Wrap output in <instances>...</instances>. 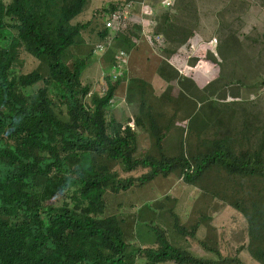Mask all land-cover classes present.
<instances>
[{"label": "trees", "instance_id": "16d2710c", "mask_svg": "<svg viewBox=\"0 0 264 264\" xmlns=\"http://www.w3.org/2000/svg\"><path fill=\"white\" fill-rule=\"evenodd\" d=\"M88 2L0 0V264H124L132 248L125 240L122 222L106 215L107 192L117 195L175 173L182 183L195 185L216 166L227 176L264 180V144L259 141L256 148L234 151L232 138H213L205 153L190 157L162 154L167 131L146 104L145 81L139 80L135 88L141 97L133 126L109 117L108 100L121 82L119 78L127 75L109 82L105 95L90 94L91 85L82 80L87 59L72 66L65 61L69 49L82 40L86 24L72 21ZM145 3L153 5L149 0ZM161 15L155 32L170 19L167 10ZM106 27L101 40L111 35V26ZM141 30L137 24L132 30L116 33L104 53L103 69L114 61L113 47L128 49L133 44L130 35H139ZM23 51L45 59L48 75L38 69L14 73ZM214 107L219 114L217 101ZM136 127L145 128L153 137L161 152L158 157L135 158ZM114 162L126 172L145 171L123 178L111 169ZM55 174L66 175L72 185ZM49 186L56 193L46 196L44 189ZM250 204L242 207L236 202L234 208L251 214L247 233L255 242L252 254L264 264L262 209L256 201ZM173 218L175 231L195 238L200 221L187 229ZM152 231L154 246L138 250L147 264H246L238 255L222 257L214 248L209 250L217 253V260L194 257L171 245L163 230Z\"/></svg>", "mask_w": 264, "mask_h": 264}, {"label": "rangeland", "instance_id": "374dc122", "mask_svg": "<svg viewBox=\"0 0 264 264\" xmlns=\"http://www.w3.org/2000/svg\"><path fill=\"white\" fill-rule=\"evenodd\" d=\"M134 1L136 3L141 0ZM149 1L158 13L170 11V19L162 22L161 31L159 30L165 45L152 47L144 41L142 32L139 35L131 34L130 39L137 47L125 50L120 48L128 53L129 58L132 56L133 68L130 67L129 60L126 75L153 77L158 72L154 61L163 60L164 56L173 60L180 59L183 64L188 53L189 57L196 55L197 60L206 58L207 54L202 46L194 47L192 43H198L199 40L207 42L211 30L217 38L215 50L221 62L219 71L208 63L207 65L213 68L210 73L181 70L183 72H178L176 77L172 76L165 85L164 98L153 104L159 116V125L164 132L167 131L162 142V154L168 157L177 154L190 157L205 153L209 148L208 141L220 137H231L235 143L234 151L256 148L263 132L260 123L264 124V0H170V5L173 4L170 7L163 6V0ZM117 2L121 3L119 0H89L82 12L72 21L86 24V28L82 31V40L69 49L65 61L67 65L72 66L80 59H87L82 80L91 85L90 94L105 95L109 82L114 81L111 78L112 70L108 69L111 65L103 69L106 50L97 52L95 48L98 42L103 41L100 33L109 21L111 6H116ZM146 7L147 4L143 13ZM134 11L137 13L138 9ZM198 17L203 18L196 28L194 19ZM192 30L198 31L197 38L196 35H189ZM229 34L232 37L225 41ZM172 35L177 37L173 39ZM169 47L171 49H167ZM113 49L118 50L115 47ZM142 54H145L144 65ZM194 63L195 61L190 60L186 62L187 65ZM34 69L48 75L45 59L23 51L21 58L14 65V73H26ZM205 81H208L207 84H204ZM114 94L115 102L108 106L109 117L119 122L129 121L133 126L139 109L135 101L136 96L126 90L123 80ZM187 94L193 97L189 100L192 103L186 100ZM211 98L217 99L221 108L219 114L215 113ZM249 98L253 100H246ZM87 99H90V95ZM163 111L164 116L161 117ZM171 112L176 114L172 119ZM247 112L252 115L251 119L254 116L258 121L256 128H250L253 126V120H249ZM239 115L242 117L240 121L231 119ZM221 119L230 127L228 130L223 128L215 132L217 124L220 123L218 120ZM241 123L244 124L243 128L247 129L244 132ZM135 130L138 141L135 158L158 157L161 152L155 147L153 137L148 135L145 128L136 127ZM101 162L106 163L107 160ZM113 164L111 169L123 178L137 176L145 171L137 169L134 172H126L118 163ZM54 177L64 178L67 184L72 185V180L64 174H55ZM249 179L227 176L222 168L216 166L195 185L182 183L179 173H175L167 179L157 177L151 183L134 186L129 191L117 195L107 192L106 215L115 216L122 222L125 240L132 248L124 264H147L138 256V250L154 246L155 236L152 228L163 230L171 245L186 250L197 258L217 260V253L209 250L214 248L222 257L238 255L246 264H262L253 257L255 242L248 236L247 224L250 213L254 211L250 204L253 201L259 203L256 206L262 209L264 219V180ZM70 189H73L72 186ZM44 193L50 196L56 191L49 186L44 189ZM71 194V191L67 192L68 196ZM236 202L242 207L250 204V213L235 209ZM173 215L187 229L200 221L194 239L175 231ZM202 242L209 246L203 248L200 244Z\"/></svg>", "mask_w": 264, "mask_h": 264}, {"label": "crops", "instance_id": "0c3cea01", "mask_svg": "<svg viewBox=\"0 0 264 264\" xmlns=\"http://www.w3.org/2000/svg\"><path fill=\"white\" fill-rule=\"evenodd\" d=\"M195 7H199V6H195ZM167 11H168V14H170V11L169 10H167ZM162 13H163V11H160V13H158L150 5L147 4V7L145 8V12L142 14V24H141L142 29L153 30V28L156 25V23L163 19V16L161 15ZM156 17H157V20H156ZM202 18L203 17H198V18L194 19L195 20L194 24H195L196 28L198 27V24L200 23ZM105 29H107L106 26H105ZM107 31H108V29H107ZM113 31H114V29H112L110 34H113ZM189 35L191 37L196 35V38H197V35H199V33L196 30H192L189 33ZM176 37H177L176 35H172L173 39H175ZM230 37H232L231 34L227 35V37L225 38V41L228 40ZM197 42L198 43H192V44H194V47H196L198 45H201L202 48H203V51L206 52V54H207L206 58H202V59H198L197 60L196 59L197 58L196 55L189 57L190 53H188L186 55L185 63L183 64L180 59L173 60L172 58H167V57L164 56V57H162L163 60H159L158 62L154 61L153 64L158 67V72L155 73V75H153V77H145V76L141 77V76H137V74L136 75H134V74L130 75L129 74L126 77H123L121 79V80H123V82L125 81L126 90L130 91L131 93L132 92L134 93V95L136 96L135 101L137 103H139V99H140L141 96H139V93L135 90L136 85H138V81L139 80L145 81L147 83V85H146L147 90L145 91V94H147V95L144 96L145 97L144 99L146 101V104L150 106V109L152 110V113H153L155 118H159V116L157 115L156 110H155V105H153V104L158 103L159 101H161L164 98V95H165V92H166L165 85L168 83L169 79L172 76L176 77L178 72H183L181 70H186L187 72H193L194 70L204 71L205 73L213 72V68L209 67L207 65L208 63H210L211 65L215 66V68L219 71L221 62L219 60L218 53L215 50V46L217 44V38H215V36H213L212 30L210 31L209 36L207 37V42H202L201 40H199ZM239 44H240V41H239ZM131 47L136 48L137 46L132 44ZM167 49H171V48L169 47ZM167 49H166V51H167ZM190 50L191 49H189V51ZM144 55L145 54L141 55V60H142V64L143 65L145 63ZM131 57L129 58L130 67L133 68V65H132L133 63H132ZM239 59H240V67H241V70H242V65H243V63H242V55L239 56ZM188 60H190L191 62L195 61L194 65H187L186 62ZM134 69L136 70L137 67H134ZM207 82L208 81H205L204 84H207ZM120 89H122V87H120ZM190 99H193V97L191 95L187 94L186 95V100L189 103H192L191 101H189ZM210 100H213L214 103L217 101L216 98H211ZM246 100H253V99L249 98V99H246ZM235 101H236V99H235ZM237 101H239V100H237ZM242 112L244 113V108H243ZM248 114H249L248 115L249 116V120L250 121L253 120V126L250 127V128H256V122H258V121L256 120V118L254 116L251 119L252 115L250 113H248ZM231 115H233V112L231 113ZM163 116H164V111L162 112L161 117H163ZM171 116L172 117L170 119H172L173 116H176V114L174 112H171ZM231 119L233 121H235V119H238V121H240L242 119V117L239 115V116H236V117H231ZM218 123H219V125L217 124V128H216L215 132H217V131H219L221 129L223 130V128H225L224 130H228L229 129L228 127H230V126H228L226 124V121L223 120V119H221V121L218 120ZM243 126H244V124L241 123V128H242V130L244 132L247 129L245 127L243 128ZM260 128H261V130H263V132H262L261 138L259 139V144L260 143L264 144V124L260 123ZM220 138H222V137H220ZM229 138H231V137H229Z\"/></svg>", "mask_w": 264, "mask_h": 264}, {"label": "built area", "instance_id": "2783aa9c", "mask_svg": "<svg viewBox=\"0 0 264 264\" xmlns=\"http://www.w3.org/2000/svg\"><path fill=\"white\" fill-rule=\"evenodd\" d=\"M136 4V5H135ZM170 0H163L162 5L165 7L171 6ZM145 7V4L142 2H134V1H128L120 3L116 8L112 9L108 14V20L113 23L114 29L119 30L123 28H130L134 26L135 24V15L132 11V9H138V12H142L143 8ZM143 38L147 42L148 45L155 47V46H163L165 45L164 39L160 34H154L151 32H143ZM95 50L97 52H103L106 50V44L105 43H99ZM128 62V53L124 52L123 50H117L114 54V63L111 65V68H108L112 70L111 72V78L113 80L117 79L119 75H121L126 70V65ZM107 91V87L105 89ZM115 102V96L109 99L108 104L113 105Z\"/></svg>", "mask_w": 264, "mask_h": 264}, {"label": "clouds", "instance_id": "9594fccd", "mask_svg": "<svg viewBox=\"0 0 264 264\" xmlns=\"http://www.w3.org/2000/svg\"><path fill=\"white\" fill-rule=\"evenodd\" d=\"M121 1V3H125V2H128V1H134V0H120ZM143 1V3L146 5V3H145V1L144 0H141V1H137V2H142ZM135 2V1H134ZM119 4L117 3V5L116 6H114L112 9H114V8H116L117 6H118ZM173 5V4H172ZM171 5V6H172ZM170 7V6H169ZM111 9V10H112ZM134 10H136V9H132V11H133V13H134V15H135V24H134V26H132V27H130V28H123V29H129V30H132V29H134L135 28V26L137 25V24H139V25H141L142 24V14H143V10H144V8H143V10H142V12H135ZM138 14V15H137ZM107 25H110L111 26V28L112 29H114V26H113V23L111 22V21H108V23H106V26ZM142 27V26H141ZM123 29H119V30H115L114 29V31H113V34H111V35H108L107 36V38L105 39V40H103V41H100V42H98L97 44H96V46L99 44V43H105L106 44V48H108V46L110 45V44H112V40L114 39V37H115V35H116V33L117 32H119V31H121V30H123ZM146 31H148V32H151V33H154V34H159V32H155L154 30H145V29H142L141 30V32L143 33V32H146ZM161 35V34H160ZM142 36H143V34H142ZM162 36V35H161ZM163 37V36H162ZM144 41H145V39H144ZM146 42V41H145ZM147 43V42H146ZM118 50H122V49H118ZM115 51V50H114ZM117 51V50H116ZM116 51L114 52V54L116 53ZM99 56V55H98ZM113 59H114V56H113ZM113 63H114V61H113ZM112 63V64H113ZM128 63H129V57H128V62H127V65H126V70L121 74V75H119L118 77H117V79L120 77V76H122L123 74H125L126 73V71H127V69H128ZM106 69V68H105ZM117 79H115L114 81H116ZM113 96H115V94H113L112 96H110V98H112ZM109 98V99H110ZM108 102H109V100H108ZM109 106V104L107 103V108H109L108 107Z\"/></svg>", "mask_w": 264, "mask_h": 264}]
</instances>
